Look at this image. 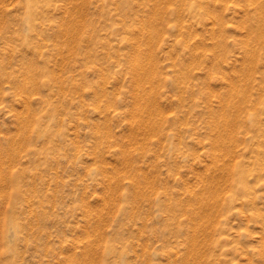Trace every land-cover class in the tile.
Returning <instances> with one entry per match:
<instances>
[{
	"label": "rangeland",
	"instance_id": "374dc122",
	"mask_svg": "<svg viewBox=\"0 0 264 264\" xmlns=\"http://www.w3.org/2000/svg\"><path fill=\"white\" fill-rule=\"evenodd\" d=\"M0 264H264V0H0Z\"/></svg>",
	"mask_w": 264,
	"mask_h": 264
}]
</instances>
